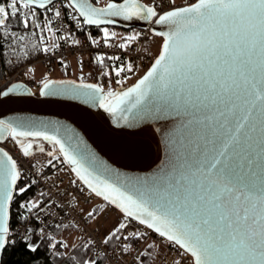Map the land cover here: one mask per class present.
Instances as JSON below:
<instances>
[{
    "label": "snow or ice",
    "instance_id": "6c2138e0",
    "mask_svg": "<svg viewBox=\"0 0 264 264\" xmlns=\"http://www.w3.org/2000/svg\"><path fill=\"white\" fill-rule=\"evenodd\" d=\"M166 2L167 7L165 0H104L103 6L101 0H0L5 64L12 63L4 59L5 45L18 49L26 34L37 35L43 42L37 51L46 55L62 45L80 46L76 32L93 48L127 53L142 33L119 36L117 44L118 33L109 26L142 21L166 28L148 29L164 42L132 86L124 87L127 74L135 72L133 63L99 53L98 79L111 82L115 76L119 90L105 91L102 83H85L83 76L79 83L44 78L38 95L99 107L117 128L170 124L152 128L166 149L160 167L150 175L127 176L98 165L63 125L50 134L42 122L0 119V264L9 248L21 245L34 257L42 252L48 264H111L125 257H132V264H147L151 257L155 264L165 247L176 253L172 264H264V0ZM93 27L98 36L89 30ZM24 95L35 94L19 82L0 88V100ZM61 128L75 141L73 148L61 139ZM9 141L33 161L31 178L4 146ZM45 142L51 145L47 150ZM127 147L135 151L137 145ZM39 155L49 158L48 168L66 162L75 177L72 187L101 200L102 208L81 213L85 223L109 209L119 212L121 218L101 240L81 236L72 245L58 238L79 231L80 224L48 193L29 195L39 177L47 179ZM100 169L110 176L102 178ZM68 206L76 211L71 201ZM17 225L24 226L19 236L13 235Z\"/></svg>",
    "mask_w": 264,
    "mask_h": 264
},
{
    "label": "water",
    "instance_id": "95a60500",
    "mask_svg": "<svg viewBox=\"0 0 264 264\" xmlns=\"http://www.w3.org/2000/svg\"><path fill=\"white\" fill-rule=\"evenodd\" d=\"M109 27L123 30H145L155 27L157 30L167 31L159 25H146L142 21L121 22ZM60 79L80 82L68 77L51 80ZM0 119L42 122L48 125L46 130L50 134H55L56 127L63 125L83 142L82 148L98 158V165L103 163L112 170L127 176L150 175L160 167L165 158L166 149L163 145V137L158 132L152 131V128L158 127L164 130L170 127L168 122H157L137 129L117 128L112 117L99 107L85 105L79 101L46 99L34 95L12 97L6 101L0 100ZM65 128H61L59 134L61 139L66 141V146L71 149L75 146V141L68 140L69 133L65 131ZM130 143L137 145L135 151L128 150L127 146ZM65 164L70 169L66 162ZM97 174L102 178L110 176V173H103L102 169L98 170Z\"/></svg>",
    "mask_w": 264,
    "mask_h": 264
},
{
    "label": "built area",
    "instance_id": "2783aa9c",
    "mask_svg": "<svg viewBox=\"0 0 264 264\" xmlns=\"http://www.w3.org/2000/svg\"><path fill=\"white\" fill-rule=\"evenodd\" d=\"M165 7H167V2L165 0ZM93 35L98 36V30L96 28L89 29ZM140 33H142L141 39L133 45V48L135 50H129L127 53H124L120 51L118 48H105V47H99V48H93L88 45L87 40L85 39V35L82 32H76V38L81 41V45L78 47H70L67 45H62L60 48L55 50V53L53 55H46L42 53L41 59L38 61L39 63L45 64L48 67H51L52 65L59 63L61 60H65L68 58H78L83 57L87 55H97L99 53H107L109 55H118L121 56L122 59L125 61H131L135 62L136 64H142L145 66H149L154 61V56L149 51L148 46V40L150 39V34L148 32V29L140 30ZM36 38L37 35L33 34ZM55 40V38H53ZM38 42L43 46V42L40 41L37 38ZM56 43H61L59 40H55ZM12 63L10 64L9 69L11 71L6 70V66L4 63L0 62V88L5 87L9 83H16L21 82L25 84L29 89L35 94L34 96H39V88L40 85L34 81V80H28L24 78V73L26 71V68L29 66H25L22 68H15L13 65H16L15 59H11ZM95 83H102L105 87V90L108 91V89H112L114 87V82H109L107 79H96L93 81ZM6 149L10 152L11 155L15 159L18 160L19 165L21 168L27 172L29 178L33 176V170L31 168V165L33 163L32 160H25L20 154L17 152L15 147H11L6 143L4 145ZM44 167L41 169L45 175L47 176V179H45V176L39 177L40 183L38 185L39 191H44L45 193H48L53 201H60L62 202L66 207L65 211L68 213V215L72 218V221L79 222V232L80 237L84 236H92L97 241L101 240L102 238L98 236V230L94 228L93 224L85 223L83 220H81V212L77 208L79 205H88L90 204L95 197H88L86 194L81 195L79 192L76 191L75 188L72 187L71 181L75 179L74 174L71 172L69 167L63 162H55V168H48L47 164H43ZM58 186V187H57ZM63 194V196H61ZM69 201H71L72 205H76V211L73 212L71 210V207L69 205ZM78 202V204H77ZM55 211H58L54 209ZM61 216H63V213H61ZM60 219V216H57L54 218L55 220ZM50 221V222H54ZM65 223H69L68 219L64 220ZM23 225H17L16 231L13 235L19 236L21 232L23 231ZM75 230V229H73ZM77 231V230H75ZM150 239H157L154 235L149 233ZM81 242H78V244ZM140 248H144L145 246L141 244L139 246ZM160 253V256L155 260V264H172L173 258L176 255V253L170 251L168 248H161L158 250ZM153 256H156L157 254L154 252L152 254ZM111 264H132V257H125L123 260H118L117 258H114L111 261ZM147 264H153V259L151 257L148 258ZM186 264H190V261L186 262Z\"/></svg>",
    "mask_w": 264,
    "mask_h": 264
},
{
    "label": "rangeland",
    "instance_id": "374dc122",
    "mask_svg": "<svg viewBox=\"0 0 264 264\" xmlns=\"http://www.w3.org/2000/svg\"><path fill=\"white\" fill-rule=\"evenodd\" d=\"M104 5V0H101L100 6ZM110 30L118 33V38L115 43L119 44L122 41L119 39V36L128 35L130 32H140L139 29H130L123 30L118 28L111 27ZM163 43V39L158 36L151 35L148 40L149 51L156 58V56L160 52L161 45ZM94 57L95 55H87L78 58H68L63 60L65 64L68 65V68L65 69L61 65V63H56L51 67H48L45 64L35 62L29 67L26 68L24 73V78L28 80H34L40 85V81L44 78L52 79V78H60V77H68L80 81L79 78L81 76L84 77V81L92 82L95 81L99 77V68L94 65ZM81 62L83 64V70L81 71ZM135 68V72L128 73L129 79L125 83L124 87H128L135 83L140 77H142L145 72L148 70L149 66H145L142 64H136L132 62ZM32 71H29V70ZM124 75V74H122ZM112 79L115 81L116 77L113 76ZM119 87V85H117ZM109 90V89H108ZM9 146L15 147L11 141L7 142ZM51 145L45 143L46 150L49 149ZM40 164H47L48 157L44 155H39L36 157ZM63 163V162H61ZM96 207H103L101 200L98 198H94V200L88 205H79L77 208L82 213H86L90 209H94ZM119 212L109 209L107 211L102 212L95 221L89 222L94 225V228L98 230V236L103 237L104 233L114 227L118 220L120 219ZM64 237L68 240L69 244L77 245L80 241V232L75 230L67 231L64 234Z\"/></svg>",
    "mask_w": 264,
    "mask_h": 264
},
{
    "label": "trees",
    "instance_id": "16d2710c",
    "mask_svg": "<svg viewBox=\"0 0 264 264\" xmlns=\"http://www.w3.org/2000/svg\"><path fill=\"white\" fill-rule=\"evenodd\" d=\"M38 47H42V45L38 42L37 38L33 34H26L23 43L18 45V49L5 45L7 51L5 52L4 59L8 61H11L12 58L15 59L16 64L20 65L15 68L20 69L22 67L29 66L35 62H38L42 57V53L37 51ZM28 53H30V55L28 56L27 60L20 59ZM106 63L108 62L106 61ZM94 65L98 67L96 63H94ZM5 66L8 72L11 71L9 69L10 64H5ZM112 81L115 85V81L113 79ZM112 89H114V87ZM33 193H35L36 196H39L40 191L38 186H34L33 190L29 193V195H32ZM65 233L66 232H63V235L59 236L58 238L67 240L64 237ZM30 262L31 264H48L47 257H45L42 252L37 253L34 257L24 252L22 245L16 249L9 248L3 256V264H30Z\"/></svg>",
    "mask_w": 264,
    "mask_h": 264
},
{
    "label": "crops",
    "instance_id": "0c3cea01",
    "mask_svg": "<svg viewBox=\"0 0 264 264\" xmlns=\"http://www.w3.org/2000/svg\"><path fill=\"white\" fill-rule=\"evenodd\" d=\"M185 2H191V0H176L177 5H183Z\"/></svg>",
    "mask_w": 264,
    "mask_h": 264
},
{
    "label": "flooded vegetation",
    "instance_id": "af4514ba",
    "mask_svg": "<svg viewBox=\"0 0 264 264\" xmlns=\"http://www.w3.org/2000/svg\"><path fill=\"white\" fill-rule=\"evenodd\" d=\"M114 89L119 90V87L115 84Z\"/></svg>",
    "mask_w": 264,
    "mask_h": 264
}]
</instances>
